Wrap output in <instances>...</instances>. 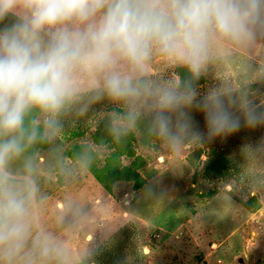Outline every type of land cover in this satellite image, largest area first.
I'll return each instance as SVG.
<instances>
[{"label": "clouds", "instance_id": "obj_1", "mask_svg": "<svg viewBox=\"0 0 264 264\" xmlns=\"http://www.w3.org/2000/svg\"><path fill=\"white\" fill-rule=\"evenodd\" d=\"M9 17L0 27V264H96L131 222L124 213L138 215L104 191L82 192L113 151L66 142L93 105L119 110L91 126L105 119L116 144L134 135L166 157L164 170L203 146L193 106L206 115L208 140L241 126L234 109L248 127L264 124L250 98V86L264 83V0H0V23ZM209 73L216 83L197 101L195 83ZM244 158L221 207H233L242 186L264 197V143L245 147Z\"/></svg>", "mask_w": 264, "mask_h": 264}, {"label": "rangeland", "instance_id": "obj_2", "mask_svg": "<svg viewBox=\"0 0 264 264\" xmlns=\"http://www.w3.org/2000/svg\"><path fill=\"white\" fill-rule=\"evenodd\" d=\"M11 22L9 17L0 27ZM174 72L181 80L188 77L184 68ZM215 83L212 73L196 81L197 101ZM250 87L254 105L264 111V83ZM114 110L119 109L101 101L67 129L66 142L73 150L86 139L113 149L106 160L93 166L104 172L105 183L99 182L92 169L82 192L91 198L104 191L124 211L138 214L124 213L131 222L99 248L96 264H264V197L242 186L232 193L233 207H221L218 199L223 187L242 175L245 147L264 143V124L248 127L234 109L241 126L208 140L206 115L193 106L188 112L196 129L205 135L203 146L182 158L181 168L164 170L166 157H153L140 149L134 135L116 144L105 119L97 120L94 127L89 124L101 112ZM155 198L163 199V207H151Z\"/></svg>", "mask_w": 264, "mask_h": 264}, {"label": "trees", "instance_id": "obj_3", "mask_svg": "<svg viewBox=\"0 0 264 264\" xmlns=\"http://www.w3.org/2000/svg\"><path fill=\"white\" fill-rule=\"evenodd\" d=\"M93 171L95 173L96 178L99 180V182L105 183V180H104L105 174H104V172L102 170H98V169H93ZM112 177H114V176H112ZM114 179L115 178H113V180ZM111 181H112V179H111Z\"/></svg>", "mask_w": 264, "mask_h": 264}]
</instances>
